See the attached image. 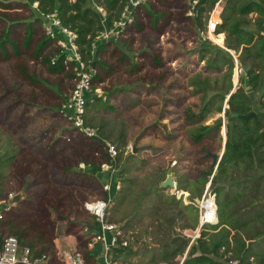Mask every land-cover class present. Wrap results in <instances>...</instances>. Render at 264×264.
<instances>
[{
  "label": "rangeland",
  "instance_id": "rangeland-1",
  "mask_svg": "<svg viewBox=\"0 0 264 264\" xmlns=\"http://www.w3.org/2000/svg\"><path fill=\"white\" fill-rule=\"evenodd\" d=\"M227 1L219 15L221 21L218 14L213 15L215 4L203 15L204 28L200 31L194 28L187 0H154L117 42L101 49L98 60L103 65L95 67L97 76L85 118L86 125L97 133V138L91 139L73 131L72 124L60 113L75 80L70 65H62L63 71L53 74L42 62L58 53L55 43L47 45L41 58L35 57L40 42L48 36L35 11L38 5L0 0V38L8 34L11 41L0 53V198L11 192L24 195L6 218L8 233H18L23 241L37 244L45 253L53 250L55 239L59 238L66 248L70 244L65 240L78 237V249L88 258L84 247L86 239L96 233L97 222L85 205L111 196L108 221L123 227L131 246L123 255L112 252L110 258L119 264H175L164 263L160 257L165 251L162 244L170 243L159 238L161 204L181 203L177 211L181 210L186 220L165 225L171 239L182 237L190 243L186 234L193 235L192 225L199 221V213L185 200H201L217 173L211 170L208 152L219 154L225 147L230 124L226 115L228 96L232 92L237 96L241 89L247 94L244 52L227 49L225 33L219 34L223 36L221 46L211 39L212 35L219 36L213 33V27L223 23ZM156 15L160 16L157 21ZM255 17L252 14L249 19ZM252 20L245 27L249 32L255 31ZM224 52L233 62L230 79V61ZM221 58L224 60L219 62ZM213 60L224 66L222 72L211 71ZM206 77L208 89L195 93L197 87H191L190 81ZM94 88L103 96L94 95ZM248 96L253 112L262 113L264 98L259 99L257 92ZM210 102L211 112L195 128L212 126L218 120L221 128L200 143H192L187 110L198 114ZM107 143L118 150L113 162L106 153ZM107 163L113 169H104ZM169 168L177 189L160 188ZM108 174L120 187L116 195L111 189L108 194L104 191L102 182L109 183ZM185 189L191 191L186 192L187 197L179 200L173 196L176 190ZM215 189L210 184V192ZM254 249L264 250V236ZM99 251L94 257L103 263V250ZM87 264L99 263L92 260Z\"/></svg>",
  "mask_w": 264,
  "mask_h": 264
},
{
  "label": "trees",
  "instance_id": "trees-1",
  "mask_svg": "<svg viewBox=\"0 0 264 264\" xmlns=\"http://www.w3.org/2000/svg\"><path fill=\"white\" fill-rule=\"evenodd\" d=\"M24 1L29 7L34 4L38 5L35 11L38 13V20L41 24L45 23L48 16L55 14L63 27L75 32L79 36L78 45L84 62L91 67L103 65L98 60L99 53L109 43L97 42L96 39L105 28L114 26L126 3V0ZM198 1L197 16L193 18V25L194 28L202 31L201 29L204 28L201 21L203 15L210 13L219 0ZM98 8H103L106 13L104 22ZM152 13L154 14L153 11ZM252 14L256 16L254 20L249 19ZM155 18L157 21L160 16L156 15ZM251 20L255 26L254 32L245 30ZM216 26L217 24L214 28ZM215 33L226 34L227 49L236 52L242 49L244 52L242 65L247 70L248 84L254 92L260 91L264 86V0H228L223 23L217 27ZM30 34L27 41H30ZM50 42L52 40L49 36L40 42L35 54L37 59L42 57ZM9 43L11 41L8 34L0 38V53H3L4 46ZM93 43H96V48L92 56ZM58 54L60 57L55 65H52L53 56L42 59V62L53 74L63 71L62 61L67 52L62 55L58 52ZM224 54L230 61L228 63V78L230 79L234 68L233 62L229 53L224 52ZM223 60L224 58H221L219 62ZM217 61L213 60L209 68L213 72L220 73L224 66H219ZM208 82L207 77L192 79L190 86L197 87L195 93L199 94L208 89ZM230 88L232 86L229 83ZM228 93L229 91L227 95ZM224 100L223 96L222 102ZM212 102L205 103L198 114L193 113L190 109L187 110L186 119L191 122V130L188 135L192 143H200L204 137L218 132L221 128V120L212 126L201 125L199 130L195 128L204 121L208 112H211ZM228 106L229 110L225 112L230 124L227 126L225 152L217 173L211 180L212 186H216L214 194L218 207V222L215 225L205 226L197 240V245L189 247V240L185 238L174 237L171 239L165 225L169 222L170 226H174L177 221L186 220L181 210L177 211L181 203L161 204L163 205L161 206L163 214L159 212V238L160 242H170L161 246L165 250L160 256L164 263L175 261V264H180L179 258L185 256L182 264H229L230 261H238L241 264H264V250L255 251L254 249L257 240L264 236V205L261 204L264 200V113L258 114L257 119L246 121L233 118L232 115H246L253 110V102L249 96L244 94L232 96L228 101ZM221 112L222 107H219L218 113ZM211 173L210 171L208 175L210 176ZM207 182L208 180L204 181L201 186L204 187ZM187 191L191 193L185 189V193ZM190 202H194V200L192 199ZM196 209L198 211V208ZM197 224L198 219L193 223L192 228L195 229ZM11 233L18 238L22 247H28L38 255L46 252L45 249H39L35 243L23 241L18 233ZM126 250L129 248H116L113 252L114 255H123Z\"/></svg>",
  "mask_w": 264,
  "mask_h": 264
},
{
  "label": "built area",
  "instance_id": "built-area-1",
  "mask_svg": "<svg viewBox=\"0 0 264 264\" xmlns=\"http://www.w3.org/2000/svg\"><path fill=\"white\" fill-rule=\"evenodd\" d=\"M154 0H126L122 13L119 20L114 24L112 28H105L97 37V42H117L121 36L128 31L130 26L135 24V17L142 13L144 7ZM191 6L190 15L194 17L197 16V6L199 4L198 0H187ZM224 0L216 3L213 15L218 14L223 10ZM100 8H98L99 10ZM104 11H100L104 20L106 19V14ZM212 15V17H213ZM220 17V16H219ZM48 23H44V28L46 29L47 35L59 49L60 54L67 52L65 59L62 61V65L68 64L73 70V76L75 80L74 87L68 97V100L61 106L60 113L62 116L72 124L74 129L81 135L94 139L97 137V133L94 129L88 127L85 122L87 115V105L89 97L92 94L94 82L97 76V69L95 67L87 66L84 62L83 56L80 52V47L78 45L79 36L65 28L61 25V22L56 17L55 14L47 17ZM212 21V18H211ZM211 21L209 22V29L211 32ZM219 24H217L218 26ZM216 26V27H217ZM216 28L213 29V33ZM60 36V37H59ZM59 37V38H58ZM96 48V43H93L92 56ZM59 54L55 53L52 57V65L57 63L59 59ZM90 63V61H88ZM87 67L89 70H87ZM96 96H103L102 92L98 88H94L93 91ZM98 96V97H99ZM106 100V97H104ZM93 102V101H92ZM106 153L111 162L115 161L118 156V150L115 146L107 143L105 146ZM177 162H173L172 165L176 166ZM104 169H113L109 163L104 165ZM210 184L207 185L205 196L200 200V203L188 202V205H194L198 208L199 221L198 229L203 230L207 225H215L218 222L217 219V204L216 196L214 193L210 192ZM104 191L108 194L110 193L111 187L105 185ZM176 188V187H175ZM175 197L179 200L182 198L179 192L176 190ZM18 193L11 192L7 194L4 198H0V264H87L85 255L78 249L79 245L74 248H61L54 245V250L51 253H44L38 255L33 252L28 247H22L18 238L7 232L5 228L6 218L10 215L18 205H12L11 202ZM112 199L108 197L107 199L98 200L94 202H89L85 205V209L89 212L97 222L96 233L86 239L87 249L92 251L97 245L102 246V253L104 254L105 264H119L110 258V254L116 248H129L130 237L126 234L123 227L116 224L110 223L108 221V209ZM87 231V230H85ZM186 236L190 239L189 247L194 244V240L200 238L199 233L195 235ZM185 256L179 258L180 264L183 263ZM229 264H241L238 261H230Z\"/></svg>",
  "mask_w": 264,
  "mask_h": 264
},
{
  "label": "water",
  "instance_id": "water-1",
  "mask_svg": "<svg viewBox=\"0 0 264 264\" xmlns=\"http://www.w3.org/2000/svg\"><path fill=\"white\" fill-rule=\"evenodd\" d=\"M243 93H244L243 89L237 91L238 95L243 94ZM232 95H233V92L228 96L227 102L230 100ZM263 95H264V86L262 87V89L258 93L259 98H262ZM232 117L246 121V120H250V119H257V114L255 112H250L249 114H246V115H232ZM224 152H225V147L223 148V152H222L221 156H220V154H214L212 156V166H211L212 171L215 172L218 169L219 163L222 160ZM160 186H161V188H175V187H177L176 183L173 179V172H172L171 168H169L167 170V178L164 182H162L160 184ZM23 198H24V195L22 193L21 194L18 193L15 196V198L12 200L11 204L12 205H18L22 202ZM195 202L197 204L200 203V199H196Z\"/></svg>",
  "mask_w": 264,
  "mask_h": 264
},
{
  "label": "crops",
  "instance_id": "crops-1",
  "mask_svg": "<svg viewBox=\"0 0 264 264\" xmlns=\"http://www.w3.org/2000/svg\"><path fill=\"white\" fill-rule=\"evenodd\" d=\"M73 131H76L74 128H73ZM111 175H109L108 174V181H109V183H107V182H102V184L103 185H109L110 187H111V190H113V192L115 193V195L116 194H118V192L116 191V189L119 191L120 190V187H118V185H117V183L118 182H116V181H111V179L109 178ZM112 177V176H111ZM211 180H212V178H211ZM115 183V185L113 186V184ZM177 185V184H176ZM160 188H161V186H160ZM177 188H178V186H177ZM176 188V189H177ZM178 191V190H177ZM112 192V193H113ZM176 192V191H175ZM185 192V191H184ZM153 195H155V194H153ZM173 196H175V194H173ZM110 198L112 199V197L110 196ZM183 198H184V196H183ZM116 199V198H115ZM112 202V201H111ZM185 203L188 205V201L187 200H185ZM116 225H118V224H116ZM118 226H120V225H118ZM122 227V226H121ZM201 232H202V230H199L198 229V225H197V227L195 228V229H193V235H195V233H199L200 234V236H201ZM199 239V238H198ZM198 239H195L194 240V244L193 245H197V240ZM66 242H68L70 245H68V244H66L67 245V247H69V248H74L75 246H77V242H78V237L77 238H75V237H73V236H71V237H69V239H67V240H65ZM56 244V246H58V247H61V248H63V249H65L64 247H62L61 246V241H60V239L58 238V239H55L54 241H53V250H54V245ZM66 247V246H65ZM66 247V248H67ZM84 249H86L87 250V254H88V258H86V262H90V261H92L93 260V262H94V260H97L98 261V263L99 264H105L104 263V261H103V263L101 262V261H99L97 258H95L94 257V252L97 250V249H99L100 251L99 252H101V250H102V246L101 245H97L92 251H90L89 249H87V246H85L84 247ZM53 250H51L50 252H47V253H51L52 254V251ZM91 259V260H90Z\"/></svg>",
  "mask_w": 264,
  "mask_h": 264
},
{
  "label": "bare ground",
  "instance_id": "bare-ground-1",
  "mask_svg": "<svg viewBox=\"0 0 264 264\" xmlns=\"http://www.w3.org/2000/svg\"><path fill=\"white\" fill-rule=\"evenodd\" d=\"M219 17V16H218ZM211 39L217 44V45H219V46H221L222 45V43H223V36L222 35H219V36H213L212 35V37H211ZM225 130V129H224ZM222 152L223 151H221L219 154H220V156L222 155ZM178 196H180L181 198L184 196V197H187L188 196V194L187 193H185V192H179V195Z\"/></svg>",
  "mask_w": 264,
  "mask_h": 264
},
{
  "label": "flooded vegetation",
  "instance_id": "flooded-vegetation-1",
  "mask_svg": "<svg viewBox=\"0 0 264 264\" xmlns=\"http://www.w3.org/2000/svg\"><path fill=\"white\" fill-rule=\"evenodd\" d=\"M219 19H220V17H218ZM218 24V23H217ZM213 29H214V27H213ZM254 91H253V89L250 87V84H247V94H245V95H250L251 93H253ZM259 93V91H257V94ZM259 97V96H258ZM264 98V96L262 97V98H259V99H263ZM261 104V103H260ZM261 108H262V112L264 113V106H261ZM252 112H253V110H252ZM258 115V114H257ZM208 155H209V157L212 159V156H213V154L212 153H209L208 152Z\"/></svg>",
  "mask_w": 264,
  "mask_h": 264
}]
</instances>
